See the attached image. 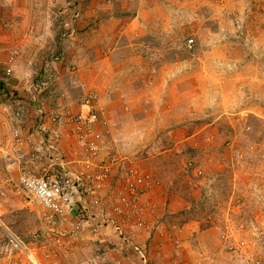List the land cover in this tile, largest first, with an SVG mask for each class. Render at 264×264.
<instances>
[{"label": "rangeland", "instance_id": "rangeland-1", "mask_svg": "<svg viewBox=\"0 0 264 264\" xmlns=\"http://www.w3.org/2000/svg\"><path fill=\"white\" fill-rule=\"evenodd\" d=\"M0 82V264H74L75 238L97 241L103 230L127 245L113 226H80L73 208L54 217L21 192L20 173L40 166L19 165L7 150L25 104L35 117L40 107L61 114L67 148L63 126L89 92L109 145L97 161L123 159L150 176L146 230L155 208L170 204L172 235L226 223L220 238H235L231 251L264 264L261 202L252 200L264 196V0H0ZM75 142L70 160L85 156ZM112 179L107 194L123 183ZM112 194L95 213L133 228L136 217L122 219ZM110 248L95 246L89 258ZM151 252L148 244L154 264Z\"/></svg>", "mask_w": 264, "mask_h": 264}, {"label": "built area", "instance_id": "built-area-1", "mask_svg": "<svg viewBox=\"0 0 264 264\" xmlns=\"http://www.w3.org/2000/svg\"><path fill=\"white\" fill-rule=\"evenodd\" d=\"M7 73L11 75L12 70L8 69ZM82 107L80 112L69 116L66 127L63 126L84 150L85 156L72 160L68 159L62 150L64 135L61 130V114L48 113L43 108H38L36 126L37 133L42 138L40 141L29 140L30 151L25 153L22 148L31 135H27V139L24 138L21 131L24 112L22 110L15 112L13 117L15 125L9 143L11 150L18 154L16 159L19 160V165L27 161L42 162L36 172L32 170L21 172L17 187L28 197L37 200L54 217L66 215L68 210L77 206L80 218L78 225H91L95 231L113 226L120 231V235L124 237L123 241L139 254L141 264H149L148 244L142 243L139 233L147 229L145 214L149 210L146 204L142 203L141 197L146 191L150 176L126 167L123 159H113L109 164L97 161L109 148L104 134L97 128L100 123L98 96L94 92H89L82 100ZM118 175L122 177L123 183L116 184L115 190L107 194L105 192L107 186L111 190L108 181L111 177L113 178L111 181H114V177L118 178ZM112 193L116 198L114 206H111L113 210L122 216V219L128 213L136 217L133 228L125 230L124 222L105 216L102 209L95 213L94 209L100 208L104 195L107 199L109 194L113 196Z\"/></svg>", "mask_w": 264, "mask_h": 264}, {"label": "crops", "instance_id": "crops-1", "mask_svg": "<svg viewBox=\"0 0 264 264\" xmlns=\"http://www.w3.org/2000/svg\"><path fill=\"white\" fill-rule=\"evenodd\" d=\"M26 35L28 36L29 33L26 32ZM108 58L110 59V56L106 54L105 62ZM18 110L22 109L20 108ZM22 111L25 114V122L23 123L21 129L22 134L26 139L27 135H31V138L28 139L24 145V152L28 153L30 151L28 145L30 144L29 140L40 141L42 136L37 133V117L33 115L31 109L25 104ZM64 132L65 131L62 130L63 135ZM67 135L69 134L66 133V136ZM69 139L71 140V143L67 148L66 143H62V150L67 156H76L78 151L73 147V142H75V139L72 136L69 137ZM7 145V150H9V141ZM41 163V161L28 162L30 168H34V166L37 164L40 166ZM262 190L264 192L263 187ZM258 199H260L261 203L259 206H256V211L259 212L261 218L255 223L258 227H262V225H264V196H261V198L258 196L256 198V196L253 195L252 200L254 202H257ZM252 200L248 199L247 202H249V204L246 202V206L250 205V203H253ZM76 207L77 206L71 210V214L75 216L78 214L76 213ZM166 207V203L163 204V207L161 206V213L157 212L158 209L155 208L154 211L156 212L152 217L151 226L145 231L143 235H141L143 238H140L139 236V239L142 241V243L146 242L147 244L151 245V248H153V252L151 253L152 258L154 259V264H247L248 261H246V258L241 257L238 253H236V251H231L234 247L233 245L236 242L234 237V240L231 239L229 235L226 239L220 238L224 229L230 228L227 226L225 227L226 223L225 225L221 223L220 225L217 224L215 226L203 229L197 224H195V226H193L194 224L182 226L177 228V230H179V234L178 236H175L172 235L174 233L173 229H169L167 221L165 219L163 220V218H165L164 215L166 216L167 214L172 213L171 209L173 206L168 204V207ZM160 217H162V219H159ZM103 233H105V235H100L99 239L97 240L102 242L101 244H97L96 237L94 238L88 236L87 234H85L83 238H75L77 241H74V246H72V251L76 253L74 255L76 258L73 257L74 264L77 262H81L82 264H138V258L136 257L133 250L127 247V245H124L117 235L112 233L111 230H103ZM84 241L86 242L85 245L89 247V252H87L86 249L83 252H79V248L84 245ZM107 244L113 249H107V253L105 252V254L102 255L99 253L98 255L89 258L91 254L93 255V249L95 246H97V248H101V246H105ZM77 250L78 252H76ZM81 250H83V248Z\"/></svg>", "mask_w": 264, "mask_h": 264}, {"label": "trees", "instance_id": "trees-1", "mask_svg": "<svg viewBox=\"0 0 264 264\" xmlns=\"http://www.w3.org/2000/svg\"><path fill=\"white\" fill-rule=\"evenodd\" d=\"M0 90H4V83L0 82Z\"/></svg>", "mask_w": 264, "mask_h": 264}]
</instances>
